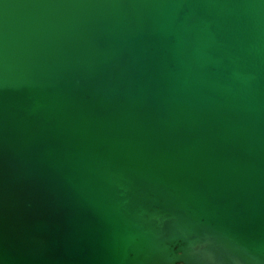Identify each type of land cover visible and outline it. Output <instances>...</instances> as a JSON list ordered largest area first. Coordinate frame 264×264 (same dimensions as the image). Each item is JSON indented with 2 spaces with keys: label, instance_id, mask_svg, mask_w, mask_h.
<instances>
[{
  "label": "water",
  "instance_id": "1",
  "mask_svg": "<svg viewBox=\"0 0 264 264\" xmlns=\"http://www.w3.org/2000/svg\"><path fill=\"white\" fill-rule=\"evenodd\" d=\"M0 264H264V0H0Z\"/></svg>",
  "mask_w": 264,
  "mask_h": 264
}]
</instances>
